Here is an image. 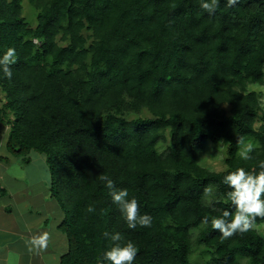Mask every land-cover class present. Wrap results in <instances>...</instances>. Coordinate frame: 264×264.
Masks as SVG:
<instances>
[{
  "label": "trees",
  "instance_id": "obj_1",
  "mask_svg": "<svg viewBox=\"0 0 264 264\" xmlns=\"http://www.w3.org/2000/svg\"><path fill=\"white\" fill-rule=\"evenodd\" d=\"M28 3L35 25L22 0H0V56L17 53L11 79L0 69V124L12 155L46 158L68 238L59 264H101L106 231L135 243L134 264H193L195 246L205 264H264V218L227 238L211 223L235 213L224 176L264 171V109L249 89L264 85V0ZM209 142L225 147L221 170L198 161ZM103 176L150 227H127Z\"/></svg>",
  "mask_w": 264,
  "mask_h": 264
},
{
  "label": "crops",
  "instance_id": "obj_2",
  "mask_svg": "<svg viewBox=\"0 0 264 264\" xmlns=\"http://www.w3.org/2000/svg\"><path fill=\"white\" fill-rule=\"evenodd\" d=\"M8 127L0 124V264H59L68 238L59 225L64 213L52 195L51 175L43 154L28 160L6 149ZM44 233L40 248L33 241Z\"/></svg>",
  "mask_w": 264,
  "mask_h": 264
},
{
  "label": "clouds",
  "instance_id": "obj_3",
  "mask_svg": "<svg viewBox=\"0 0 264 264\" xmlns=\"http://www.w3.org/2000/svg\"><path fill=\"white\" fill-rule=\"evenodd\" d=\"M236 0H229V3H235ZM219 0H202V7L206 10L213 11L218 5ZM17 53L14 48H9L0 56V69L8 78H12L11 67L16 63ZM244 159H250L244 155ZM105 186L112 190L110 192L113 203L119 208L123 219L129 229H136L137 226L150 227L152 217L147 214H141L139 203L136 198L129 197L128 189L114 190L115 186L107 176L101 177ZM224 183L229 188V195L235 213L224 211L223 215L212 220V227L218 230L223 237H231L236 233H246L251 228L256 218H264V171L254 175L244 168H238L234 172H229L224 176ZM208 203H213L214 191L211 187L205 190ZM89 213L95 212L94 206L87 208ZM205 224L208 220L203 221ZM104 237L111 241V246L106 249L101 257V264H134L138 254V248L132 241L121 243L123 237L120 232H105ZM49 235L44 233L33 241L40 247H46Z\"/></svg>",
  "mask_w": 264,
  "mask_h": 264
},
{
  "label": "rangeland",
  "instance_id": "obj_4",
  "mask_svg": "<svg viewBox=\"0 0 264 264\" xmlns=\"http://www.w3.org/2000/svg\"><path fill=\"white\" fill-rule=\"evenodd\" d=\"M23 6V15L27 18L31 25H35V12L28 3V0H22ZM250 90L256 91L259 94L261 107L264 109V85H251L249 86ZM0 98H3V95L0 94ZM162 145H159V149H162ZM245 151L244 146H240L239 153ZM226 150L223 144L212 145L210 142L207 144L205 152L199 158V163L207 168L212 170H221L224 167L223 158L225 156ZM208 201V199H207ZM257 228L264 234V223L257 226ZM196 234V231L193 232ZM209 259V254L205 252L201 247H194L193 253L191 255V260L193 264H205Z\"/></svg>",
  "mask_w": 264,
  "mask_h": 264
}]
</instances>
